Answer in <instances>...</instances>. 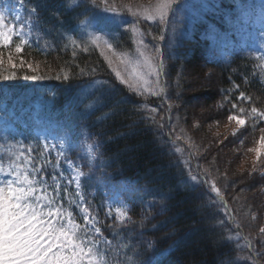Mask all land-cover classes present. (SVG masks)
Returning a JSON list of instances; mask_svg holds the SVG:
<instances>
[{
    "label": "rangeland",
    "instance_id": "obj_1",
    "mask_svg": "<svg viewBox=\"0 0 264 264\" xmlns=\"http://www.w3.org/2000/svg\"><path fill=\"white\" fill-rule=\"evenodd\" d=\"M94 2L122 9L127 16L126 18L120 16L117 11L102 10L91 0H68L69 8L82 6L85 10L87 7L78 27L79 35L87 37L82 40H75L76 35L68 38L69 44L76 48L74 52L81 53L84 57H93V52H96L95 56L103 64L104 72H108L110 82L118 84L137 99L149 100L152 106L147 107L148 111L154 116L156 124H161L160 128H165L167 116L172 115L170 112L173 108L171 132L177 135L175 139L185 134L188 142L197 144L195 149L200 167L202 161V165L209 172H205L207 176L205 181L212 179L215 187L230 197L237 221L246 228L248 233L246 236L255 249L260 250L264 246V142L261 140V137H264V120L259 112L253 111L255 106L253 103L251 107L239 108L234 100H229V95L225 100L220 101L222 99L220 98L217 103L212 104H207L204 99L198 97L207 92H216L220 96L222 94L219 72L208 65L210 54L208 60L202 61L198 67L194 63L185 66L181 64L182 61L191 60V54L187 55L189 48L185 43L186 38L190 39L189 31L194 22L204 19L206 13L212 10L213 0H180L179 3H172L171 10L163 19L156 12V8L164 0ZM0 10L5 13V23L16 28V34L11 41L0 44V64L8 68L2 75L14 78L3 79L0 82L16 83L18 78H15V74L22 65L29 73L23 75L21 79H32V73L38 72V65L26 61L23 46L32 37L33 24L25 19L24 9L19 0H0ZM251 13L243 15L240 21L233 25L229 20L223 22V26L232 25V29H228L229 35L213 34V37L218 38L216 40L221 52L218 58L221 61H228L230 55L235 53L255 56L254 54L259 52L263 57V63L258 64V67H264V10L259 8ZM162 26L165 28L163 32ZM97 36L100 37L99 40L95 39ZM17 48L20 51H17ZM85 68H80L78 73L83 74L90 70ZM95 69L97 68L94 67L92 71ZM62 72L67 73L63 75L69 76L71 71ZM163 79L168 84L164 96L167 102H162L165 105H161L162 103L158 105ZM41 80L43 79H36ZM103 82L106 84L103 95L114 97L112 88L107 87L109 83L106 78H103ZM103 82L97 79L86 88L87 98L82 101L84 115L87 109L92 111L96 107H101L102 94L96 96L95 90ZM186 96L191 97L186 99ZM30 97L32 99V95ZM120 101L123 99L120 98ZM225 107L228 111L225 121L227 125L216 130L219 113ZM33 116L36 117L35 112ZM238 119L244 120L245 123L243 125L237 123ZM26 122L22 119V126H19L15 122L5 120L0 113V189L7 193L22 183L27 188L26 181H30L31 187L35 189L34 197H47L52 201L51 205H48L44 200L30 199V203L40 206L44 212L51 207L52 217L43 219H51L57 229L63 225L65 230L68 229V220L71 219L75 227L69 235L72 236L73 243L79 244L84 250V264H110L107 260H112L115 256L111 252L105 253L102 246L105 244L104 247L110 251L112 243L101 237L100 229L96 231L98 228L94 224L97 221L89 216L82 200L76 196L82 173L78 166L66 162L62 157L68 146V137L57 134L56 125L48 117H37L28 124ZM29 123L33 126L26 130ZM203 130L210 134L208 138L204 137ZM158 145L162 147L159 142ZM200 148H204L203 151ZM84 149L85 155L93 163L96 158L94 146L86 144ZM12 169L17 171L12 172ZM213 182L203 184V180L197 174L191 177L192 185L203 186L205 192L214 187ZM124 190L122 185L110 188L105 203L107 215L112 220L110 226L105 228L107 233H116L117 236L127 234L128 229L133 226L132 215L129 214L131 206L124 200ZM211 205L208 199L196 205L195 211L202 218L199 219V226L202 229L187 231L185 236L194 233V238L181 241L183 245L193 244L196 249L203 252L201 245H207L208 241L220 244V233L212 224L213 215L215 212L219 214L221 225L226 219L219 205H213L214 210L211 209ZM92 207L95 205L92 204ZM181 216L182 214L177 217ZM169 221L173 224L176 218L173 217ZM98 236L101 242L97 240ZM243 237L239 233H230L229 239L237 246L238 258L228 263L221 260L219 264H262L251 256L250 251L248 252L249 245L244 241L248 245L247 249L242 242ZM149 241L150 238L146 243ZM127 243L132 244L131 237ZM57 251L58 247L51 250ZM70 252L71 249L65 248L63 255L67 256ZM256 255L264 263V255L261 257L260 252Z\"/></svg>",
    "mask_w": 264,
    "mask_h": 264
},
{
    "label": "trees",
    "instance_id": "obj_2",
    "mask_svg": "<svg viewBox=\"0 0 264 264\" xmlns=\"http://www.w3.org/2000/svg\"><path fill=\"white\" fill-rule=\"evenodd\" d=\"M91 1L96 3L94 2L96 0ZM24 2L31 8V12L34 13L33 19L37 22L35 30L37 38L34 40V46L38 44L37 49H24L26 52L24 55L27 56L26 61L38 65V72L32 73V76L38 75L37 78L43 80H22L23 75L29 73L22 65L19 68L26 72L18 69L19 71L15 74L18 80L15 82L25 83V80H28V83L45 81L52 84L57 94L55 109L60 113H64V108L68 106V100L71 97L69 94L76 83L87 84L91 79L106 78L109 83L107 87H111L115 95L105 97V87H101L98 92L102 94L101 107H96L92 113H85L82 119L75 122L76 127L70 135L73 142L67 157L82 167L84 176L81 179V186L84 194L92 192L94 187L100 191V184H95L98 179L102 182L126 186L124 200L131 206L129 214L132 215L131 225L133 226L130 225L127 234L120 236L111 234L117 244L131 237L134 247L128 248L124 256L135 257L140 264H219L221 260L228 263L238 258L237 246L229 239L230 233L233 232L244 236L242 242L248 243L249 249L244 243L248 252L250 251L252 257L254 256L257 261L264 264L256 255L260 252V256L263 257L264 246L260 250L255 249L247 237L246 228L237 221L230 197L216 188L212 179L205 181L207 178L205 172H209L202 165V161L200 167L199 156L195 149L197 144L188 142L185 134L175 139L177 135L171 132L173 108L170 112L172 115L167 116L165 128H160L161 124H156L154 116L148 111L147 107L152 106L149 100L142 98L139 100L136 96L135 98L132 94L125 92L118 84L110 82V78L107 77L108 72H104L103 64L95 56L96 52H93V57H84L81 53L74 52L76 48L67 43V35L83 19V13L87 7L85 10L81 6L69 11V7L65 6V0H24ZM96 4L98 8H114L104 3ZM206 25V23H199L191 30L190 39L185 40L189 48L187 55L191 54V60L182 61L181 64L185 66L194 63L198 67L202 61L208 60V54H210L208 65L219 72L222 94L220 96L216 92H207L198 97L204 99L207 104H212L217 103L220 98H222L220 101L225 100L229 95V100H234L239 108L251 107L253 103V106L255 105L253 108L264 120L262 115L264 114V85L259 78V72L256 74V66L243 58H235L230 63L216 62V55L204 33ZM43 39H47V42L43 43ZM190 51L191 53H188ZM83 67H86L85 70H90L87 73H78V70ZM94 67L97 69L92 71ZM6 70L8 68L0 64V80L6 77L2 75ZM62 71L71 72L69 76H66L63 74L67 73ZM99 74L100 76L97 77ZM167 88L168 84L163 79L158 105L167 102L164 97ZM116 96L119 99L115 98ZM186 97L190 99L191 96ZM120 98L123 99L122 102ZM76 107L75 105L73 109ZM227 114L225 107L219 113V124L216 130L221 129L222 126L226 127ZM58 115L61 119L62 114ZM62 124L65 125V123ZM203 131L204 137L208 138L210 134L207 130ZM83 142L85 145H93L96 150L97 158L93 163L85 155ZM158 142L162 147L158 145ZM203 149L200 148L202 151ZM193 174H197L203 180V184L213 182L214 187L209 188L207 192L203 186L194 187L191 183ZM210 189L217 190L223 201L212 197L209 194ZM207 199L212 204L210 206L212 210L215 204L222 208V214L226 220L221 225L219 214L215 212L212 224L220 233L221 242L217 244L208 241L207 245H201L202 252L193 244L183 245L181 241L194 238V233L185 236L187 231L202 229L199 226L201 215L195 209L196 205ZM225 202L229 207V213L224 207ZM207 209L209 210L208 207ZM180 214L182 216L177 217ZM173 217L176 218V222L172 224L169 219ZM149 238L148 245L146 241Z\"/></svg>",
    "mask_w": 264,
    "mask_h": 264
},
{
    "label": "snow or ice",
    "instance_id": "obj_3",
    "mask_svg": "<svg viewBox=\"0 0 264 264\" xmlns=\"http://www.w3.org/2000/svg\"><path fill=\"white\" fill-rule=\"evenodd\" d=\"M179 2L180 0H164L157 6L156 12L163 19L171 10L172 3ZM22 29L23 26L21 31ZM14 34H16L15 26L5 23V13L0 10V44L10 42ZM95 39L99 40L100 37L97 36ZM17 51L20 49L17 48ZM12 78L14 76L3 79ZM31 78L37 79L35 76ZM232 119L237 118L232 117ZM237 123L243 125L245 121L238 119ZM58 134L64 135L63 132ZM261 140L264 142V137H261ZM16 171L12 169V172ZM26 183L27 188L22 183L21 186L7 193L0 189V264H84V250L79 244H74L72 236L69 235L75 227L71 219L68 220L69 227L66 230L63 225L57 229L51 219H43L52 217L51 207L44 212L40 206L30 203V199L44 200L48 205H51L52 201L47 197H34L35 189L31 187L30 181ZM96 231L98 232L99 229ZM53 247H58L59 251L51 252ZM65 248L71 249L67 256L63 255Z\"/></svg>",
    "mask_w": 264,
    "mask_h": 264
}]
</instances>
